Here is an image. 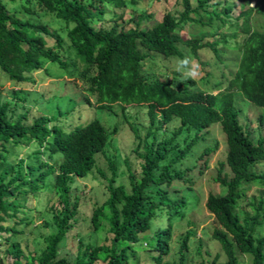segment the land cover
I'll list each match as a JSON object with an SVG mask.
<instances>
[{
	"label": "trees",
	"instance_id": "obj_1",
	"mask_svg": "<svg viewBox=\"0 0 264 264\" xmlns=\"http://www.w3.org/2000/svg\"><path fill=\"white\" fill-rule=\"evenodd\" d=\"M31 1L22 0L21 6L26 13L33 14L34 10L28 6ZM34 1L40 11L50 14V22L55 21L57 28L49 23L22 20L0 0V70L13 82L11 93L16 99L23 100L17 89L34 83L33 73L41 70L49 75L47 66L54 65L72 77L67 70L69 62L53 49L64 46L73 51L72 65L78 69L73 77L80 80V85L73 78L58 81L63 90L77 86L84 104L96 109L110 111L118 104L124 112L128 105H143L147 127L140 137L136 127L129 124L137 141L132 151L141 159L139 173L134 175L128 169L129 190L115 184V168L111 166V175L105 178L107 197L91 211L93 227L97 229L99 220L105 218L110 236L100 244L83 246L77 239V253L68 258L58 250L77 208L75 200L68 202V183L73 176L83 177L95 166L94 155L103 152L108 133L94 117L69 128L58 125L57 117L67 114L72 105L65 111L58 110L55 116L31 117L29 109L14 114L12 106L17 102L0 98V158L8 142L21 144L22 149L28 145L36 147L29 154L36 164H26L24 173L19 169L7 181L5 177L12 168L0 173V232L9 231L4 239L5 250L11 257L9 261L0 259V264H94L97 260L101 264H142L144 248L140 250L136 246L142 239L146 240L143 245L154 250L149 264H192L185 254L187 231L178 241L177 258L166 260L165 256L170 252L175 221L184 218L187 205L178 182L186 191L191 189L194 180L188 172L197 167V158L188 163L192 157L190 151L213 123L220 125L225 136L223 161L229 175L221 174L222 162L219 163L214 179L225 190L222 194L208 193L204 200L205 208L217 224L209 238L217 241L219 251L210 260L202 258L196 264H239L241 254L246 256L247 264H264V170L256 169L257 164L264 162V138L260 133L255 138L250 136L231 98L237 91L247 102L264 109V31L253 28L252 23L253 14L264 19V0H254L253 6L249 5L250 0H234L244 2V7L234 15H230L234 1L227 4L226 0L213 3L194 0L192 4L191 0H179L180 8L175 13L167 10L150 24L146 23L151 17L148 10L136 6L139 0ZM104 4L116 8L107 18L103 17ZM221 4L223 7L217 8ZM131 9L138 12L124 19ZM187 23L213 28V36L222 27L229 30L220 32L213 40L205 38L210 34L203 29L186 37L181 31ZM217 42L234 44L239 50L236 63L226 73L229 78L224 89L219 92L198 88L190 77L177 80L179 72L173 70L167 74L168 65L159 64L160 76L148 74L143 68L147 59L169 60L173 56L178 57L182 68L186 67L183 58L187 57L201 73V52L208 50L217 63L221 61ZM213 71H202L200 79L206 83V75L217 76ZM216 72L219 73L217 69ZM220 75L224 77L225 73ZM53 120L56 123H51ZM170 123L175 126L167 130L165 126ZM180 135L181 143H177L175 138ZM215 148V143L202 147L198 156L202 162L198 166L206 165L205 156ZM54 156L58 161L53 169L47 158ZM53 173V186L61 205L52 216L56 231L44 238V247L37 255L24 254L19 241L10 239L22 230L2 222L20 211L26 193L40 189V183ZM21 185L26 188L22 189ZM250 190L252 194L248 195ZM20 221L25 219L17 220ZM221 255L223 259L219 260Z\"/></svg>",
	"mask_w": 264,
	"mask_h": 264
},
{
	"label": "rangeland",
	"instance_id": "obj_2",
	"mask_svg": "<svg viewBox=\"0 0 264 264\" xmlns=\"http://www.w3.org/2000/svg\"><path fill=\"white\" fill-rule=\"evenodd\" d=\"M9 12L14 14V16L22 19L29 20L31 22H42L49 23L53 28H57L58 24L53 21L50 22V14L46 11H40L39 6L34 0L28 3V6L34 10V13H26L21 6L22 0H3ZM179 0H139L137 7L144 8L150 13V19L146 23H153L158 19L161 13L165 11H170L175 13L176 9L180 8L177 3ZM216 0L209 1L213 3ZM222 1V0H217ZM227 4H232L234 0H226ZM192 4L194 0H191ZM236 2V1H234ZM253 1L250 2V5ZM213 4H211L212 6ZM223 5L217 6L221 8ZM244 7L243 3H234L231 9L230 15L236 14L239 10ZM209 9V6L207 7ZM211 8V7H210ZM116 8L110 7L108 4H104V14L103 17L107 18L112 11L114 12ZM118 11V9H117ZM134 10H130L124 14V19H127L130 15L135 14ZM126 23V22H125ZM253 28L259 31H264V19L258 15H252ZM98 21L95 22V25ZM198 29H203L207 34L205 38L207 40H213L217 38L220 32L227 33L229 29L222 27L219 29L216 36L211 35L213 28L207 26H202L201 28L194 23H187L183 26L181 33L186 37L191 34L196 33ZM198 33V32H197ZM237 41L239 38H236ZM48 44L51 41L46 38ZM216 48L218 50L219 58L221 61H217L211 57L210 51H204L205 53H200L199 64H201V73L199 67L198 71L194 69L193 63H191L190 58H183L186 65L181 68V61L178 57H170L169 60L159 59L144 61L143 68L148 72V74H155L160 76V67L162 65H168L167 74H171L173 70L179 72V77L177 80H183L187 77L192 78L195 81V85L200 89H204L207 92H219L223 90L228 76L226 73L231 70L232 65L236 63L239 50L234 48V44L222 45L221 42H217ZM54 51L59 53L62 58H64L68 65V72H71L72 77H67L68 75L62 69L56 66H47L49 75H46L41 70L33 73L31 76L34 78V83L25 84L20 89H17V95L23 96V100L16 99V96L11 93L12 83L7 80L6 75L0 70V98H7L10 100H15L17 102L16 106L13 107V113L19 114L24 109H29L31 112V117L35 115H52L55 116L57 111H65L69 109L71 105L73 108L67 112V114L57 117V124L63 128H69L74 124H82L91 118H97L103 125L108 133L107 144L105 145L103 152L95 153V166L87 172L83 177L73 176L71 181L68 183L67 199L69 204L75 200L77 202L76 213L74 215V221L72 226L67 229L65 238L61 240L58 245V250L60 255H65L66 257H74L78 250L79 239L84 244H100L103 242L104 238L110 236L107 231V223L105 218L99 220V227L96 229L90 222L91 211L94 206L101 205L105 198L107 197V180L106 177L111 175V166L115 168V184H120L123 188L128 191V169L133 172L134 175L139 173L141 159L132 151V148L136 144L135 137L130 128L135 126L140 137L145 133L147 127V118L145 115L143 105H128L125 107L124 112L120 111L118 104H115L110 111L103 109L92 108L84 104L81 100V96L78 87L71 86L68 87L70 90H63L58 84V81L69 80L73 78V74H77L78 69L72 65V60L75 58L73 51L70 48H53ZM186 56V54H185ZM157 59V58H156ZM212 61V62H211ZM153 62V63H152ZM214 62V65L212 63ZM217 63V65H215ZM159 64L161 66H159ZM156 65L159 67L156 68ZM214 69V71H213ZM216 69L219 71L216 72ZM206 70L207 73L212 71L217 74L213 76L210 74L206 75L207 82L201 80L200 75L202 71ZM155 71V72H152ZM220 72L225 73L224 77L220 75ZM158 73V74H157ZM51 74V75H50ZM71 80V79H70ZM77 84L80 85V80L76 79ZM217 81L222 83L216 85ZM68 86V85H67ZM66 86V87H67ZM20 88V87H19ZM232 102L234 109L239 115V119L242 124L245 125L246 130L250 132V136L255 138L259 133L264 138V109L257 108L251 103L247 102L243 96L234 91L232 94ZM91 99V98H90ZM92 100V99H91ZM19 103V104H18ZM258 117H261L259 120ZM56 120V119H55ZM51 123H56L54 120ZM115 132H112V127L116 125ZM130 124V125H129ZM175 126V123H170L165 127L167 130H171ZM177 143H181V135L175 138ZM216 144L214 151L210 152L207 156V163L205 166H198L202 162L198 158L202 147L212 146ZM5 144V143H4ZM4 150L2 151V158H0V173H3L5 169H11L9 175H6L5 181L8 180L13 172L18 171L24 173L26 170V164H36L34 159L29 155L36 147L25 146L22 149L21 144H11L8 142L4 145ZM29 148V149H28ZM138 152H142L141 147H137ZM226 150L225 136L220 130V125L218 123H213L209 126L207 133L204 134V138L200 139L195 145L192 146L190 153L192 157H189L188 163H192V158H197L195 167L193 170L188 172V174L193 177L194 183L190 185V190H185L180 182V193L185 195L187 198V205L184 208L185 216L179 221H175V225L172 229V241L170 243V252L165 256L166 260L175 259L176 249L178 241L187 231L189 238L187 241V251L186 259L192 264H196L202 258L211 259L214 254L219 251V245L217 241L209 238V233L212 228L216 226L215 219L211 213L204 206V200L208 193L222 194L225 187L222 186L218 181L214 179L216 176L219 163L221 165V174L229 175V170L224 164L223 158ZM48 162L53 164V169L55 168L58 158L56 156L52 158H47ZM185 160L183 159L182 162ZM110 162L112 165H110ZM198 167H201V173H198ZM257 170H264V162L256 165ZM53 174H49L45 177L44 181L40 183V189L35 191H28L24 196L22 206L19 208L14 216L6 217L2 222L3 225H13L17 229H21L22 232L10 237L11 240L17 239L20 243V247L24 254L29 253L37 255L44 247V238L56 231L54 225L53 213L55 210L61 208L60 201L58 200V193L53 186ZM26 177V176H25ZM17 180L14 181L11 186H14ZM175 185V184H174ZM26 185H21V188H26ZM251 190L248 195H251ZM106 212V208L104 210ZM19 218H24V222H29V224H24V222H17ZM261 233V229H257ZM9 235V231L0 232V259L2 261H9L11 259L10 254L5 250L7 241L4 239L5 236ZM144 239H142L141 244H136L142 253V264H149L151 261V255L154 254V250L148 249V245L144 244ZM81 246V248H82ZM143 247V248H142ZM140 256V255H139ZM241 260L239 264H247L244 255L241 254ZM141 257H139V260ZM223 259V255L220 256L219 260ZM141 261V260H140ZM100 260L94 262V264H101Z\"/></svg>",
	"mask_w": 264,
	"mask_h": 264
},
{
	"label": "clouds",
	"instance_id": "obj_3",
	"mask_svg": "<svg viewBox=\"0 0 264 264\" xmlns=\"http://www.w3.org/2000/svg\"><path fill=\"white\" fill-rule=\"evenodd\" d=\"M251 1H253V4H251V5H250V2H251ZM250 2H249V5H250V6H253V5H254V3H255V2H254V0H250Z\"/></svg>",
	"mask_w": 264,
	"mask_h": 264
}]
</instances>
